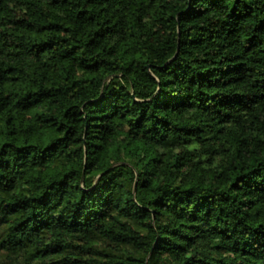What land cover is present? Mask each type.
<instances>
[{
	"label": "trees",
	"instance_id": "trees-1",
	"mask_svg": "<svg viewBox=\"0 0 264 264\" xmlns=\"http://www.w3.org/2000/svg\"><path fill=\"white\" fill-rule=\"evenodd\" d=\"M0 264H264V0H0Z\"/></svg>",
	"mask_w": 264,
	"mask_h": 264
}]
</instances>
